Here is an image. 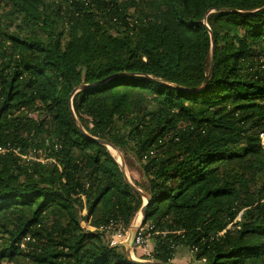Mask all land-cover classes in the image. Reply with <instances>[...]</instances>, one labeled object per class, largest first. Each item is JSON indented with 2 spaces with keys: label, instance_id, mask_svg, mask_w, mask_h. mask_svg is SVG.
<instances>
[{
  "label": "trees",
  "instance_id": "obj_1",
  "mask_svg": "<svg viewBox=\"0 0 264 264\" xmlns=\"http://www.w3.org/2000/svg\"><path fill=\"white\" fill-rule=\"evenodd\" d=\"M0 10L17 32L40 31L18 37L0 19V147L53 160L0 154V264H135L102 230L126 229L143 199L93 139L139 165L155 261L264 264V0H0ZM102 81L72 99L85 135L68 99Z\"/></svg>",
  "mask_w": 264,
  "mask_h": 264
},
{
  "label": "built area",
  "instance_id": "obj_2",
  "mask_svg": "<svg viewBox=\"0 0 264 264\" xmlns=\"http://www.w3.org/2000/svg\"><path fill=\"white\" fill-rule=\"evenodd\" d=\"M261 147L264 152V133L259 135ZM0 154H12L16 157L24 159L25 161H36L41 163H46L47 161L53 162L51 159H46L42 156L40 152H34L29 154H22L20 149L14 148L10 145L5 147H0ZM83 228L86 230L93 231V228H90L86 223L85 226L81 224ZM128 226L126 229L120 226H112L109 228H105L102 231L105 232V241L109 248H123L127 249L128 243L130 240L131 233L133 229L129 228ZM137 227V226H136ZM135 227V228H136ZM157 235L156 232L153 231V227L149 225H142L137 232L136 239L134 241L133 248L131 250V256H135L137 253L138 258L142 262H153L154 260V250L152 246V236Z\"/></svg>",
  "mask_w": 264,
  "mask_h": 264
},
{
  "label": "rangeland",
  "instance_id": "obj_3",
  "mask_svg": "<svg viewBox=\"0 0 264 264\" xmlns=\"http://www.w3.org/2000/svg\"><path fill=\"white\" fill-rule=\"evenodd\" d=\"M0 19L2 21L3 30L5 33L12 34V35L22 37V38H27L29 40H39V36H37V35H39L38 34L40 32L39 30H35L33 32H31V31H29V32H17L14 29V22L10 19V17L8 16L6 11L0 10ZM209 67H210V64H209ZM209 67H208V69H209ZM109 152L116 159V161L120 164V166L124 167L125 172H126L128 178L130 179V183L136 188H137V186L142 187L144 184L143 188L146 192H148L146 180L143 181V179L141 177L142 172L139 168V165H137L136 161L132 157V155L127 153V152L124 153L125 151L120 152L115 148H114V150L109 149ZM139 220H140V216H139V213L137 212V214L135 215L131 225H129L130 226L129 228L134 229L139 224ZM80 222L83 226H85L87 223V219L85 220V219H82L80 217ZM131 259H133L137 262H142L138 258L137 253L135 254V256H133V257L131 256ZM2 264H11V263L5 261ZM173 264H195V262L193 263V261L191 260L190 254H188L186 252H181V253H177V255L173 261ZM198 264H200V263H198Z\"/></svg>",
  "mask_w": 264,
  "mask_h": 264
},
{
  "label": "water",
  "instance_id": "obj_4",
  "mask_svg": "<svg viewBox=\"0 0 264 264\" xmlns=\"http://www.w3.org/2000/svg\"><path fill=\"white\" fill-rule=\"evenodd\" d=\"M222 12H234V10L232 9H225V10H221ZM215 12L213 9H210L207 11V13L204 15V18L202 20V24L204 26L207 27V30H208V34H209V38H210V49H211V53H210V67L208 69V73L205 77V81H204V85L207 84L208 80L210 79L211 77V74H212V71H213V66H214V38H213V34L212 32L210 31V29L208 28L207 24H206V18L207 16L210 14V13H213ZM102 82L98 83V84H93L92 86H80L78 88H76L75 90L72 91V93L70 94L69 96V99H68V110H69V113H70V116L71 118L73 119V121L75 122V124H77L76 122V115L74 114V110H73V107H72V99L74 98L75 95H77L79 92H81L82 90L86 89V88H89V87H95L97 85H100ZM185 90L186 92H195V91H198V90H189V89H183ZM77 127L80 129V131H82L84 133V131L82 130V128H80L77 124ZM86 135V133H84ZM97 144H99L100 146H102L105 151L110 155V157L115 161V163L118 165L119 167V170L122 174V177L124 179V182L133 190V192H135L138 196H140L142 199H143V203H142V206L140 207V209L138 210V213H139V216H140V222L139 224L137 225L136 228L133 229L132 233H131V236H130V240H129V243H128V247L126 249V256L127 258L135 263V264H165V263H162V262H159V261H153V262H137L133 259H131V250L133 248V245H134V241L136 239V236H137V232H138V229L143 225V221H144V213H145V210H146V206L149 202V198L148 196L143 193V192H140L136 187H134L131 183H130V179L128 178L126 172H125V169L124 167L120 166V164L116 161V159L110 154L109 152V145L110 143L105 141V140H102V139H93Z\"/></svg>",
  "mask_w": 264,
  "mask_h": 264
},
{
  "label": "crops",
  "instance_id": "obj_5",
  "mask_svg": "<svg viewBox=\"0 0 264 264\" xmlns=\"http://www.w3.org/2000/svg\"><path fill=\"white\" fill-rule=\"evenodd\" d=\"M82 219H87V213H86V211L85 210H83L82 211V213H81V216H80ZM139 222H140V220H139ZM91 228V227H90ZM194 263V262H193ZM195 264H198L197 262H195Z\"/></svg>",
  "mask_w": 264,
  "mask_h": 264
},
{
  "label": "bare ground",
  "instance_id": "obj_6",
  "mask_svg": "<svg viewBox=\"0 0 264 264\" xmlns=\"http://www.w3.org/2000/svg\"><path fill=\"white\" fill-rule=\"evenodd\" d=\"M110 147H109V149H112V150H114V147L112 146V145H109ZM140 191V190H139ZM141 192V191H140Z\"/></svg>",
  "mask_w": 264,
  "mask_h": 264
}]
</instances>
